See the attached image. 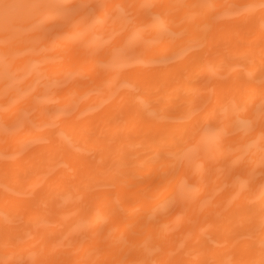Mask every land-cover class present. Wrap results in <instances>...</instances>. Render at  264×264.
<instances>
[{"label": "bare ground", "instance_id": "1", "mask_svg": "<svg viewBox=\"0 0 264 264\" xmlns=\"http://www.w3.org/2000/svg\"><path fill=\"white\" fill-rule=\"evenodd\" d=\"M0 264H264V0H0Z\"/></svg>", "mask_w": 264, "mask_h": 264}]
</instances>
